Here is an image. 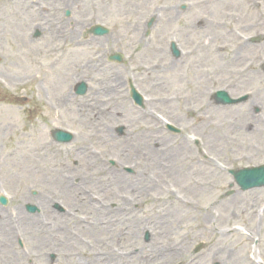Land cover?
Masks as SVG:
<instances>
[{"label":"rangeland","instance_id":"rangeland-1","mask_svg":"<svg viewBox=\"0 0 264 264\" xmlns=\"http://www.w3.org/2000/svg\"><path fill=\"white\" fill-rule=\"evenodd\" d=\"M67 1L74 0H0V195L8 199L0 204V264H174L180 251V264H241L249 251L264 264V187L240 190L229 173L264 164V142L249 159L241 153L252 135L225 152L203 145L224 172L187 159L178 180L168 171L171 160L157 152L163 138L175 146L187 136L186 157L200 155L206 117L209 128H225L244 122L246 111L264 113L263 71L243 74L236 91L226 77L254 57L242 45L247 34L260 35L252 46L264 52V0H75L65 7ZM96 22L109 33H90ZM113 53L124 55L121 63L108 60ZM79 81L88 84L82 96L73 91ZM134 81L142 106L129 95ZM225 84L232 96L252 93L240 104L218 105L212 92ZM54 129L71 131L73 140L55 142ZM186 175L188 184L211 182L209 191L189 197ZM251 191L254 217L224 213L237 193ZM186 197L190 205L178 200ZM208 207L224 214L205 222ZM236 227L252 236L240 238Z\"/></svg>","mask_w":264,"mask_h":264},{"label":"bare ground","instance_id":"bare-ground-1","mask_svg":"<svg viewBox=\"0 0 264 264\" xmlns=\"http://www.w3.org/2000/svg\"><path fill=\"white\" fill-rule=\"evenodd\" d=\"M76 1H67V4L65 7H71V6H74L76 5ZM85 23L83 22H78V25L77 27L79 28H82L84 27ZM74 36V35H73ZM73 38H77L76 37H72ZM0 77L2 78L1 74H0ZM4 80H6V78H2ZM135 83V81L133 82V84ZM263 101H264V98H263ZM252 106L256 105L254 103L251 104ZM207 109L208 110H216V111H219V110H222L221 107H214L213 105L211 104H207ZM145 116L146 117H149L151 118L152 116L155 117V121L156 122H162L160 121L153 112L149 111V110H146L145 112ZM151 116V117H150ZM242 118V120H244V122L242 123H236V124H232L234 127H225L223 128L222 126H219V127H213V128H209V121H208V118L206 117V122L202 123L203 125V132H204V136L206 137V143H204V145H209V147L211 149H219L221 150L222 152H225L226 150V146L229 145L230 142H234L239 138V136L241 137H246V135H252V139H247V140H250V142L252 143L251 145H248L246 147L245 150L242 151V156L241 158H247L249 159L248 157H251V156H254L256 155V153H259L260 151V148H261V143L264 142V113H262L261 115H259L258 117H254L252 115H249L247 113L242 114V117H240V119ZM153 119V118H151ZM155 127L154 125L151 126V128ZM161 131H158V134H160ZM147 138V137H146ZM181 140L180 142L175 145V146H170L168 141H166L164 138L161 140V143L162 145H166L164 147V150L162 149L161 151H151L149 150L147 152V155L153 159H156L157 158V152H162V155L159 156L160 157H164L168 160H171V165L169 164V166H172V168H168V171L171 173L170 175H173L174 178H182L185 176L186 174V171L189 170V168H187V165H188V162L191 163L193 166L197 167V168H201L203 165L205 166H208L209 168L212 169V171L218 175L222 174L224 171H223V167L221 165H219L218 162H216L214 159L212 158H205V157H202L200 155L201 152H200V155L195 153V151L193 152V155L192 157H190L188 155V158L186 157V150H189L190 152V145H189V139L187 136H181ZM189 141V142H188ZM144 142V141H143ZM141 142V143H143ZM144 145H147L146 144V141L144 142ZM199 147V145H198ZM149 148V147H148ZM81 151H85L84 148H80ZM146 150V149H145ZM148 150V149H147ZM77 157H82L81 154H78ZM201 157V158H199ZM188 159V162H185V160ZM201 173L205 174V171L204 169H201L199 170ZM188 175V174H187ZM187 175H186V182L188 184V181H187ZM178 180V179H177ZM65 183V181H64ZM155 183H158V182H155ZM182 182H180L181 184ZM65 184H68V183H65ZM183 184V183H182ZM210 184L211 182H207V181H201L200 179H194L193 183H189L187 187H184L186 189H189L191 192H188V195L189 197H193V194L195 193H198L199 191L201 190H204V191H209L210 189ZM161 190L163 191H166L165 189L163 188H160ZM168 192V191H166ZM256 194V191H251L249 193H246V194H243V195H240V194H236V198L238 197L239 199H235V203H233L232 205H229V206H225L223 205L222 209L224 211V213L226 214H232V213H235L238 209L241 210V211H250V214L248 215H251L254 217V213L251 211L252 208L254 207V205L252 204L253 203V199L250 198L252 195ZM168 195H171V194H168ZM240 196H242L243 198H241ZM33 198L32 197H28V200H32ZM186 201H183V200H180L178 199L181 204L183 205H190L189 204V199L186 197ZM47 200L46 199H41L40 200V205L41 206H44L45 207V204H46ZM221 204V202L217 199L215 201H213L212 203V206L214 205H219ZM210 208V207H208ZM208 208H203V211L204 213L202 214L205 222H212V220L214 219V216H213V213L216 211L218 213H222L224 214L219 208L215 207V208H210V213H207V209ZM202 211V210H201ZM21 210L19 211H16V215L18 214H21ZM211 215H212V218H211ZM251 218V216H250ZM212 219V220H211ZM214 228V227H213ZM243 229H246V228H243ZM247 231V230H246ZM244 232L242 230H239V228L233 230V232L238 235L240 238L243 237V235H247L248 238H249V233L247 232ZM251 237V236H250ZM180 249L178 250H175L176 251H179ZM174 252V253H175ZM173 253V254H174ZM86 256V254H85ZM211 257L212 258H215L214 255L211 254ZM184 258L183 256V252L180 251L179 253H177V257L175 258L174 260V264H180L181 263V260ZM241 264H255V261H254V258H252L250 256V253L247 252L245 254V257H244V263H241Z\"/></svg>","mask_w":264,"mask_h":264},{"label":"water","instance_id":"water-1","mask_svg":"<svg viewBox=\"0 0 264 264\" xmlns=\"http://www.w3.org/2000/svg\"><path fill=\"white\" fill-rule=\"evenodd\" d=\"M94 33L101 34L105 32L101 28H95ZM115 58H118V56H114ZM83 87L79 88V92H83ZM133 93V91H132ZM137 102H140V98L137 94H133ZM224 100V99H223ZM55 137L60 141H68L71 137V135L61 132H56ZM235 178L237 182L241 185L242 188H247L249 186H255V185H261L264 184V166H261L259 168H253V169H244L241 171H237L234 173ZM1 202L4 203L5 199L0 198ZM33 209V208H30Z\"/></svg>","mask_w":264,"mask_h":264}]
</instances>
